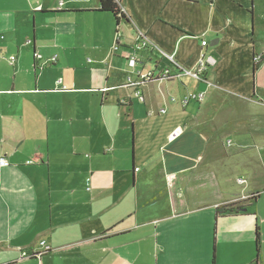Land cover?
<instances>
[{
	"label": "crops",
	"instance_id": "obj_1",
	"mask_svg": "<svg viewBox=\"0 0 264 264\" xmlns=\"http://www.w3.org/2000/svg\"><path fill=\"white\" fill-rule=\"evenodd\" d=\"M113 1L0 0V264H264V0Z\"/></svg>",
	"mask_w": 264,
	"mask_h": 264
},
{
	"label": "built area",
	"instance_id": "obj_2",
	"mask_svg": "<svg viewBox=\"0 0 264 264\" xmlns=\"http://www.w3.org/2000/svg\"><path fill=\"white\" fill-rule=\"evenodd\" d=\"M59 5H61V4H59ZM121 12H122V10H121ZM117 40L118 39L116 38V44H117ZM200 44L202 47H205L207 45V42L205 40H202ZM143 48H149V43L147 42L143 33L138 31L137 32V45H136L135 49L140 50ZM34 58L36 60H38V59H40V56L35 54ZM259 58H255L254 61H258ZM169 60L172 62V58H169ZM51 61L53 62L54 59H52ZM135 62H136V56L133 53L132 55H130L128 57V64L131 67H133L135 65ZM172 63H174V62H172ZM206 66H207L206 62L203 61V55H201L196 68L191 70V69L184 68V67L174 63V67L176 68L177 72L171 74V70L169 68L165 69L162 71L161 79L162 80H171V79L178 78V77L182 76V77L191 78L197 82L206 83V85H208V86H212V84L210 82H208L205 78ZM153 79H154V76L152 75V73H148V74H144V75H139V79L137 82L129 83L130 87L135 88V97H137L138 99H142L140 92L137 90V87L141 86L142 84H144L146 82L152 81ZM203 98H204L203 93L188 94L183 100L180 101V104L184 107L188 104V102H191V101H197V102L199 101L200 102L203 100ZM172 101H174V99H172ZM29 163H32V162H29ZM8 166H9V163L4 158H0V167H8ZM240 183H242V181H240ZM40 245H41V247L44 248L45 251H50V249L47 246H45V244L43 242ZM38 256H39V254L38 255L27 254L25 252L21 253L22 259H26V258H30V257L36 258Z\"/></svg>",
	"mask_w": 264,
	"mask_h": 264
},
{
	"label": "trees",
	"instance_id": "obj_3",
	"mask_svg": "<svg viewBox=\"0 0 264 264\" xmlns=\"http://www.w3.org/2000/svg\"><path fill=\"white\" fill-rule=\"evenodd\" d=\"M99 11L112 14L117 25L120 21L126 20L125 15L121 12L120 6L113 0H99ZM261 59L262 58L260 57L258 61L253 62V67H252L253 72L257 69V66L261 63ZM231 210L232 208H222L221 210L219 211L217 210V211L219 214H223ZM256 242H258V237H256Z\"/></svg>",
	"mask_w": 264,
	"mask_h": 264
},
{
	"label": "rangeland",
	"instance_id": "obj_4",
	"mask_svg": "<svg viewBox=\"0 0 264 264\" xmlns=\"http://www.w3.org/2000/svg\"><path fill=\"white\" fill-rule=\"evenodd\" d=\"M118 36V37H117ZM116 38L119 40V38H120V34H117L116 35ZM129 65V64H128ZM130 66V65H129ZM131 67V66H130ZM131 70V69H130ZM223 141L225 142L226 141V138H223Z\"/></svg>",
	"mask_w": 264,
	"mask_h": 264
},
{
	"label": "water",
	"instance_id": "obj_5",
	"mask_svg": "<svg viewBox=\"0 0 264 264\" xmlns=\"http://www.w3.org/2000/svg\"><path fill=\"white\" fill-rule=\"evenodd\" d=\"M212 45V44H211Z\"/></svg>",
	"mask_w": 264,
	"mask_h": 264
}]
</instances>
